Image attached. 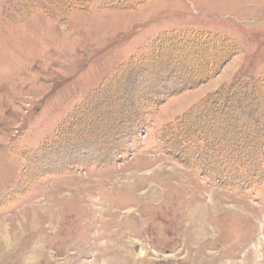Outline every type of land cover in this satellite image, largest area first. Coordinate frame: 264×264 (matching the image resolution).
Returning a JSON list of instances; mask_svg holds the SVG:
<instances>
[{
    "label": "rangeland",
    "instance_id": "obj_1",
    "mask_svg": "<svg viewBox=\"0 0 264 264\" xmlns=\"http://www.w3.org/2000/svg\"><path fill=\"white\" fill-rule=\"evenodd\" d=\"M239 72L264 77V0H0V264H264Z\"/></svg>",
    "mask_w": 264,
    "mask_h": 264
},
{
    "label": "trees",
    "instance_id": "obj_2",
    "mask_svg": "<svg viewBox=\"0 0 264 264\" xmlns=\"http://www.w3.org/2000/svg\"><path fill=\"white\" fill-rule=\"evenodd\" d=\"M73 1H78V0H68L69 4H70V2H73ZM174 35H175L176 39L180 38V41L182 40L181 32L175 33ZM194 35L196 36L197 33L193 34V36ZM203 35L201 34V35H198L197 37H201V39H202V40H200L201 41L200 42L201 45L207 46L206 43L208 41H203L204 39H206V38H204ZM195 41H196V39H195ZM166 42H167V37L166 36H162L161 38L159 37V39L154 42L153 48L155 47L156 48L155 51H157V52L161 51L163 49V45H160V44L161 43L164 44ZM197 42H199V40H197ZM223 50L225 52L228 51L229 54H232L234 52L233 46H232V44L230 43L229 40L226 43V49L224 48ZM221 60L223 61V59H221ZM215 62L216 61L213 60L211 62L212 64H211L210 68H208V70H207V72L212 71L211 72L212 75H210V76L206 75L205 77H201V75L200 76L198 75V77L197 76L196 77H194V76L189 77V76H191V75H189L191 73L183 72L180 69H178V67L177 68L175 67L176 69H178V71H181V73L184 74V76H182V77H184L185 79H188V81L182 86L181 90H183L185 88H188L190 86H193V85L197 86V84L202 83L200 81H208L209 79H211L214 76V74L219 72V65L221 64V62H218V63H215ZM165 69L166 68H164L163 71H161V73H160L159 83L160 82H165L164 81L165 78L167 77V75H169L166 72L162 73V72L165 71ZM161 84H163V86H164L161 91H163V93H166V90L167 89L169 90V87H167L166 90H165V83H161ZM158 93L159 94L150 95L157 102L159 100H161V98H165V97L161 96L160 92H158ZM131 96H133V95H131ZM218 97H219V100H220V103H218L219 106L221 105V106H224V108H225V107L234 105L235 109H237L238 113L240 114L239 115L240 118L248 119V120H250L252 122H255V123L264 124V77H254V76H250L247 73L239 72L237 74V76L232 80V82L230 83L229 86L222 88V90L218 93ZM209 101H210V103H213L212 99H209ZM245 112H247V115L244 114ZM188 114L183 116V117H181V118L179 117L178 120L176 121V125L175 126L172 125V124H169L170 128H166L168 130L167 133L171 134L169 136L172 137V138L168 137L169 140L173 139V137L176 135V139H178V140H180L182 142V140L186 136L190 135V134H188V129L186 130V127H181L183 131H181V134H180V133H174L177 130L172 129L171 127L178 128V125L180 123H182V124L183 123H187V121L189 122L191 120L193 115H196V114L197 115H202L203 112L195 111L192 114V116L188 115ZM235 116L238 118V115H235ZM233 118H234V116H233ZM188 127H190V126H188ZM189 130H190V128H189ZM184 132L186 134H184ZM202 138H205V137H202ZM205 140H206L205 141L206 145L207 146H211L209 141H207L206 138H205ZM183 143H185V142H183ZM198 143L199 142H197V144L195 145L197 149H198V147H200V145ZM186 144H189V142L186 143ZM258 153L261 154V156H262L264 154V151H262L260 149V150H258ZM187 156H189V155L187 154ZM184 159H186V161H188L187 158H184ZM258 160H259V162L261 161V159H258ZM263 160L264 159H262V161ZM260 166H262V165H260ZM241 167L244 170L248 169V166H246V165H243Z\"/></svg>",
    "mask_w": 264,
    "mask_h": 264
}]
</instances>
